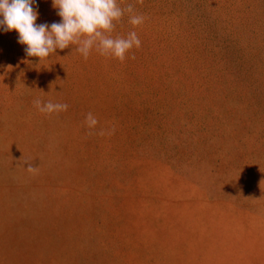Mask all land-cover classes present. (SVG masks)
I'll list each match as a JSON object with an SVG mask.
<instances>
[{"label":"rangeland","instance_id":"1","mask_svg":"<svg viewBox=\"0 0 264 264\" xmlns=\"http://www.w3.org/2000/svg\"><path fill=\"white\" fill-rule=\"evenodd\" d=\"M117 3L123 62L0 30V264H264V0Z\"/></svg>","mask_w":264,"mask_h":264},{"label":"clouds","instance_id":"2","mask_svg":"<svg viewBox=\"0 0 264 264\" xmlns=\"http://www.w3.org/2000/svg\"><path fill=\"white\" fill-rule=\"evenodd\" d=\"M142 3V0H139ZM53 9L60 17L59 22L37 24L38 11L34 5L36 0H0V30L18 34L17 42L24 46L27 57H36L40 60L48 58L57 49L64 50L70 45H76V51L86 60L92 49L100 55L110 56L123 62L126 53L131 49L141 47V40L135 31L127 36H115V23L128 14L131 25H141L145 17L135 12V5L128 4L122 8L117 0H51ZM131 59H135L133 55ZM33 105L44 114L67 111L68 105L43 102L36 98ZM98 124L97 118L89 112L85 118V125L94 129ZM115 128L108 134H114ZM91 134V133H90ZM104 135L102 129L99 133ZM26 170L29 173H38V167L31 162Z\"/></svg>","mask_w":264,"mask_h":264}]
</instances>
